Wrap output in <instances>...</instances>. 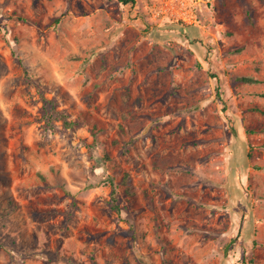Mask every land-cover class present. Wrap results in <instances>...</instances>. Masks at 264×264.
Masks as SVG:
<instances>
[{
	"label": "rangeland",
	"instance_id": "rangeland-1",
	"mask_svg": "<svg viewBox=\"0 0 264 264\" xmlns=\"http://www.w3.org/2000/svg\"><path fill=\"white\" fill-rule=\"evenodd\" d=\"M0 264H264V0H0Z\"/></svg>",
	"mask_w": 264,
	"mask_h": 264
},
{
	"label": "trees",
	"instance_id": "trees-1",
	"mask_svg": "<svg viewBox=\"0 0 264 264\" xmlns=\"http://www.w3.org/2000/svg\"><path fill=\"white\" fill-rule=\"evenodd\" d=\"M117 1H119L123 4H133L135 2V0H117ZM237 79L242 80V81L243 80H248V81H255L256 80L254 77H248V76H239V77H237ZM58 117H61L63 119V123L66 126H73L74 125L73 121L67 120L63 113H56V115H49L47 122H49V124H51V120L58 118ZM113 206H114V208H117L116 204H113Z\"/></svg>",
	"mask_w": 264,
	"mask_h": 264
}]
</instances>
